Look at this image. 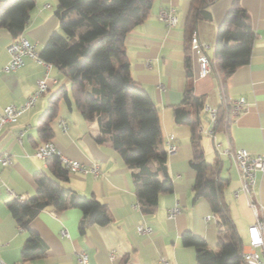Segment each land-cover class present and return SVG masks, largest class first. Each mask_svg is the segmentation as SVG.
<instances>
[{
  "label": "crops",
  "instance_id": "obj_1",
  "mask_svg": "<svg viewBox=\"0 0 264 264\" xmlns=\"http://www.w3.org/2000/svg\"><path fill=\"white\" fill-rule=\"evenodd\" d=\"M238 2L250 15L255 38L249 62L239 66L226 80L217 61L215 45L218 25L234 0L215 1L207 8L211 18H201L197 23L199 41L206 45L205 52L212 63L205 76L199 74L194 50H191L189 67L186 62L185 23L192 0H153L147 17L126 36L132 78L148 91L158 108L162 134L156 148L167 153V166L173 180V190L160 194L154 211L146 212L136 195L132 173L140 167L127 165L109 141L97 139L101 132L97 120L84 118L74 104L71 107L60 99L58 113L51 120L53 135L49 140L64 155L85 165L98 162L102 172L95 176L91 172L69 171L62 185L81 195L96 197L107 204L112 213L109 223L91 224L84 233L79 229L83 211L78 207H47L28 225H20L10 212L14 196L7 190L9 186L24 198L36 193L35 174L48 171L47 158L33 155L35 148L47 141L39 132L42 114L53 94L62 86L70 89L69 79L55 66L48 68L45 63L29 57H25V65L17 71L0 72V109L9 104H22L45 75L48 82L47 89L34 105L25 110L17 122L6 123L0 131V152L7 151L12 156L11 164L0 162L1 260L11 264H77L76 252L84 249L92 264H162L161 257L167 258L170 264H196V249L183 243V232L190 230L205 238L209 247L216 248L219 225L207 198H195L197 171L190 164L195 148L204 151L207 161L217 162L220 176L229 179L224 189L225 199L242 238V250L249 248L248 229L255 215L249 196L239 190V168L224 150L244 147L254 154L264 153V0ZM172 8L179 18L175 26L159 18L160 12ZM56 9L57 0H35L21 34L35 42L39 52L52 32L60 29ZM14 39L7 28L0 27V69L10 58L7 46ZM188 83L193 85L197 96L203 97L205 104L199 112L196 136L189 124L178 120L179 116L184 118L193 110L182 103ZM240 97L247 100L245 110L237 117L231 116L223 127L214 129L206 105L218 108ZM62 122L67 123V130L63 129ZM207 140H212L214 146L215 156L211 160L207 158V154L213 155ZM170 143L176 145L173 152H168ZM237 190L239 195L235 196ZM251 198L264 219V170L256 173ZM176 205L180 206V211L169 216L170 209ZM139 224L151 226L152 231L139 232ZM28 227L37 236L25 254L23 249L30 235ZM64 228L69 236L61 234Z\"/></svg>",
  "mask_w": 264,
  "mask_h": 264
},
{
  "label": "trees",
  "instance_id": "obj_2",
  "mask_svg": "<svg viewBox=\"0 0 264 264\" xmlns=\"http://www.w3.org/2000/svg\"><path fill=\"white\" fill-rule=\"evenodd\" d=\"M217 0H192L186 18V62L190 65L191 34L201 18H211L207 9ZM153 0H57L56 15L60 29L50 35L39 52L40 58L55 66L70 81L51 97L42 114L40 135H53L51 120L58 113L60 99L74 106L88 120H97L99 141L107 140L129 166H139L132 173L136 195L146 212L154 211L161 193L173 190L167 166V153L156 148L161 137L158 108L148 91L132 78L125 39L127 34L150 12ZM35 0H0V27L17 38L24 31ZM255 38L250 15L234 0L232 8L218 25L216 57L226 80L239 66L249 62ZM188 75H191L189 69ZM182 103L193 108L178 120L189 124L196 136L199 112L204 99L188 83ZM231 120V104L218 107L214 129ZM48 171L35 174L36 193L23 201L14 199L9 209L20 225H28L42 209L78 207L83 211L79 229L84 233L91 224L111 221L110 207L96 197H88L66 188L69 169L57 155L47 158ZM190 164L197 171L195 198L205 197L217 216L218 242L208 246L205 238L190 230L182 234L183 243L196 249V264H241L243 241L237 230L224 189L229 179L219 174L218 163L207 161L202 149L195 148ZM30 235L23 253L29 252L36 233Z\"/></svg>",
  "mask_w": 264,
  "mask_h": 264
},
{
  "label": "built area",
  "instance_id": "obj_3",
  "mask_svg": "<svg viewBox=\"0 0 264 264\" xmlns=\"http://www.w3.org/2000/svg\"><path fill=\"white\" fill-rule=\"evenodd\" d=\"M48 5L49 4H47V6ZM159 18L165 21L169 26H175L179 21L178 15L176 14L173 8L168 11L160 12ZM190 45L191 49L194 50L197 55V59L199 62V74L201 76L207 75L208 72L211 70L212 63L205 52L206 45L201 44L196 30L192 31ZM7 49L10 54V58L8 62H6L2 66L0 72L17 71L19 68L25 65V57H29L38 62H43L47 65L48 68L52 65L43 61L40 58L39 51L36 48V43L23 35L15 38L7 46ZM47 87V75H45L37 81V88L35 89L33 94L28 97L22 104H9L0 109V131L6 123L17 122L21 114L34 105L37 97L44 90H46ZM229 103L231 104V116L233 118L241 114L247 106V100L245 97L230 100ZM206 109L209 111L212 117L213 124L215 126L218 108L206 105ZM62 124L63 129L67 130V123L62 122ZM175 150L176 145L170 143L168 152H173ZM224 152L237 164L239 168L241 179V186L239 190L245 192L249 196L248 202L255 215V220L252 224H250L248 229L249 248L242 250L243 262L241 264H264V219L259 212V207L257 203L253 198H251V191L256 182V173L258 170H264V153L254 154L244 147L226 148ZM33 155L44 159L52 155H57L62 161V163L65 165V167L69 169V171L80 170L84 172H91L95 176H100L102 173L100 164L98 162H93L90 165H85L77 159L70 158L64 155L61 150L57 148V146L53 143L52 140H47L38 145L35 148ZM0 162L3 165L11 164V154L7 151L0 152ZM7 190L13 194L14 199L19 201H23L25 199L22 194L16 193L11 187L7 186ZM239 190L235 192V196L239 195ZM179 211L180 206L176 205L170 209L169 216H174ZM207 218L209 219L210 216H207ZM137 230L141 233L151 232L152 227L139 224L137 226ZM61 234L63 236H69L65 228L62 229ZM76 255L77 264H92L89 253L86 250L79 249L77 250ZM160 261L162 264H170V261L165 257H161ZM0 264L11 263L5 262L0 259Z\"/></svg>",
  "mask_w": 264,
  "mask_h": 264
},
{
  "label": "rangeland",
  "instance_id": "obj_4",
  "mask_svg": "<svg viewBox=\"0 0 264 264\" xmlns=\"http://www.w3.org/2000/svg\"><path fill=\"white\" fill-rule=\"evenodd\" d=\"M207 141L210 143V147L212 148V152H213V155H212V153L207 154V158L209 160H211V159H214L213 157L215 156L214 146H213L212 140H207ZM199 143H201V147H204V145H203L204 143L202 140H199ZM224 159L226 160V157Z\"/></svg>",
  "mask_w": 264,
  "mask_h": 264
}]
</instances>
